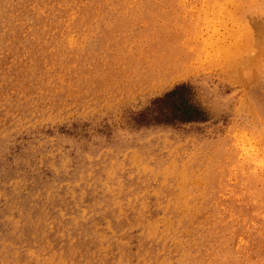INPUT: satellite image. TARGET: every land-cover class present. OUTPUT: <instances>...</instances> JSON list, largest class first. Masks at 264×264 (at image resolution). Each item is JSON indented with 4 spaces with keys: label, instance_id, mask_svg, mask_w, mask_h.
Listing matches in <instances>:
<instances>
[{
    "label": "rangeland",
    "instance_id": "rangeland-1",
    "mask_svg": "<svg viewBox=\"0 0 264 264\" xmlns=\"http://www.w3.org/2000/svg\"><path fill=\"white\" fill-rule=\"evenodd\" d=\"M0 264H264V0H0Z\"/></svg>",
    "mask_w": 264,
    "mask_h": 264
},
{
    "label": "trees",
    "instance_id": "trees-1",
    "mask_svg": "<svg viewBox=\"0 0 264 264\" xmlns=\"http://www.w3.org/2000/svg\"><path fill=\"white\" fill-rule=\"evenodd\" d=\"M187 108H190V107H187ZM182 113L184 117L181 120L190 121L194 119L193 110L191 109L183 110Z\"/></svg>",
    "mask_w": 264,
    "mask_h": 264
}]
</instances>
